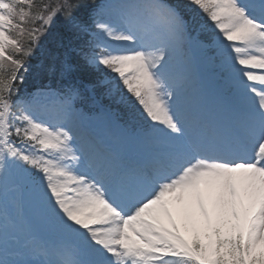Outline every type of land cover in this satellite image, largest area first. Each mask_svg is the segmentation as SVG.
<instances>
[{"label": "snow or ice", "instance_id": "1", "mask_svg": "<svg viewBox=\"0 0 264 264\" xmlns=\"http://www.w3.org/2000/svg\"><path fill=\"white\" fill-rule=\"evenodd\" d=\"M182 6L211 22L207 41L168 0H0V264H264V0ZM57 19L66 32L53 35ZM49 38L37 77L70 79L78 61L100 73L84 88L140 112L153 144L143 162L105 155L74 131L76 83L23 92ZM194 40L209 47L235 111L198 137L171 67ZM54 96L55 109L41 103ZM25 186L37 192L47 236L21 226L18 202L8 207Z\"/></svg>", "mask_w": 264, "mask_h": 264}, {"label": "rangeland", "instance_id": "2", "mask_svg": "<svg viewBox=\"0 0 264 264\" xmlns=\"http://www.w3.org/2000/svg\"><path fill=\"white\" fill-rule=\"evenodd\" d=\"M204 18H205L204 19V22H206V17H204ZM197 24L198 23H196L195 21H189V31L194 36H201V37H203L204 36V32H203L202 27L204 25H207L208 22H206L203 25H201L202 22H201V19H200L199 20V24L198 25ZM209 29H210V32H211V24H209ZM209 29L207 28L208 31H209ZM206 49H209V48H204L203 50H206ZM171 67L173 69V65H171ZM180 68H182V67L181 66H178L177 64H174L175 71L176 70H179ZM210 76H212V75H210ZM119 101H120V99H119V95L118 94L113 93V95L111 97L108 96V103L111 106L117 107L116 105H118ZM120 105H121L122 109H127L128 107L131 108L129 105L127 106L124 103H120ZM120 105H119V107H120ZM135 111H136V114L134 116H132V117L131 116H127L126 117V119H127L126 121L129 123L128 125L130 126V129L134 131L133 132L134 136L141 137L142 136V132H144V130H145L144 120H143V117L141 116L140 112L138 110H135ZM77 113H80V111L78 110V108H77L76 114ZM103 119H102V121L105 120V119L104 120ZM40 211L41 210L38 209L37 213H39Z\"/></svg>", "mask_w": 264, "mask_h": 264}, {"label": "bare ground", "instance_id": "3", "mask_svg": "<svg viewBox=\"0 0 264 264\" xmlns=\"http://www.w3.org/2000/svg\"><path fill=\"white\" fill-rule=\"evenodd\" d=\"M177 105L182 109L183 112L185 111V116L189 114V109H185V106H184L183 103L177 102ZM190 114L194 115L195 117H197L200 120V116L196 115V113L191 111ZM111 131H112L111 134H109V131H108V133L106 131H104V130L97 131L95 133V135L98 136V137L101 136V135H104L105 138H109V140H110L109 142L110 143H114L115 144L114 150H113V152H111V154L109 156H111V155L118 156L117 152L120 149V145L124 146L125 148L121 150V155L118 156V157L121 158V157L124 156V153L127 152L130 149L128 147H131L132 144L127 142L122 136H120L121 135L120 132L118 130H116L115 128L111 129ZM108 150H109V148H107V151ZM104 153H105V155L108 154L107 152H104ZM139 157H141V159L144 161L146 159L147 155L142 152V155L139 156Z\"/></svg>", "mask_w": 264, "mask_h": 264}, {"label": "trees", "instance_id": "4", "mask_svg": "<svg viewBox=\"0 0 264 264\" xmlns=\"http://www.w3.org/2000/svg\"><path fill=\"white\" fill-rule=\"evenodd\" d=\"M101 1H102V0H98L99 3H101ZM76 15L79 16V17H80L82 20H84L85 22H87V23H89V24L91 23V21L88 19V16H87L86 10H84L83 8H82L81 10H79V11L76 13ZM64 26H65V25H62V26L59 25V23L53 24L52 28L50 29V32H52L53 35H55V34H57V33H64V31H66V29H65ZM75 41L77 42V44H79V43H83L82 40H75ZM44 46H45V51L43 52V56H44V58H45V63H47V62H48V51H49L50 49H52V47H53V41H52V39L49 38L48 41H45ZM83 74H85V73L82 72L81 75H83ZM43 77H47V76H43ZM43 77H37V75L34 74V76L32 77V80H31L30 83H31L32 85H35V84L38 83V82L41 80V78H43ZM83 96H86V95L83 94Z\"/></svg>", "mask_w": 264, "mask_h": 264}]
</instances>
